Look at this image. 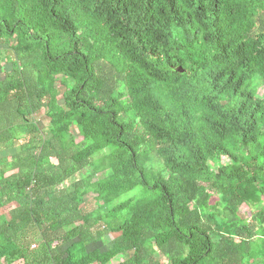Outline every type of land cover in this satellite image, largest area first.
Masks as SVG:
<instances>
[{
  "label": "trees",
  "instance_id": "16d2710c",
  "mask_svg": "<svg viewBox=\"0 0 264 264\" xmlns=\"http://www.w3.org/2000/svg\"><path fill=\"white\" fill-rule=\"evenodd\" d=\"M0 65V264H264V0H0Z\"/></svg>",
  "mask_w": 264,
  "mask_h": 264
},
{
  "label": "rangeland",
  "instance_id": "374dc122",
  "mask_svg": "<svg viewBox=\"0 0 264 264\" xmlns=\"http://www.w3.org/2000/svg\"><path fill=\"white\" fill-rule=\"evenodd\" d=\"M5 67L9 68V64H6ZM0 70H1V65H0ZM262 92H264L263 89H262ZM38 121H39V124L42 127H44V126H46L48 124L49 118L46 117L44 114H40L39 117H38ZM74 127H76V126H74ZM74 132L77 135V141L78 142L82 141L83 137L79 134L77 128H75ZM9 152H11V151L9 150V151H7L5 153H9ZM108 167L110 168V167H112V165L111 166H108ZM107 168L106 167L105 168H99L97 165L93 164L91 167H89L87 170L84 171V174H88L90 172H94L95 173V172H100V171L105 172L107 170ZM133 193H134V190L133 191H130L127 195L133 194ZM122 197H126V194L125 195H122ZM111 235L114 236L113 233ZM111 235H110V237H111ZM97 245L99 247H102V248H110L111 247V242L102 243L101 241H99L98 244H96V243L91 244L90 245V248H94ZM13 264H22V263H21V261H16Z\"/></svg>",
  "mask_w": 264,
  "mask_h": 264
}]
</instances>
